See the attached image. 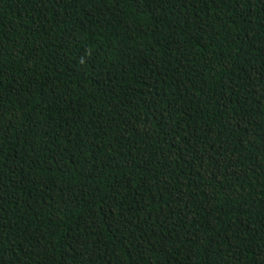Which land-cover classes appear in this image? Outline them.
I'll return each instance as SVG.
<instances>
[{"label":"trees","instance_id":"1","mask_svg":"<svg viewBox=\"0 0 264 264\" xmlns=\"http://www.w3.org/2000/svg\"><path fill=\"white\" fill-rule=\"evenodd\" d=\"M0 264H264V0H0Z\"/></svg>","mask_w":264,"mask_h":264}]
</instances>
